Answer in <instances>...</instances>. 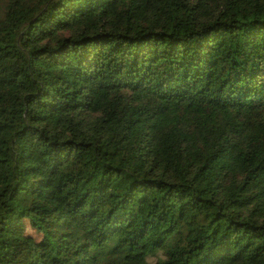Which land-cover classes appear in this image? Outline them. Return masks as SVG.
<instances>
[{
	"label": "trees",
	"instance_id": "obj_1",
	"mask_svg": "<svg viewBox=\"0 0 264 264\" xmlns=\"http://www.w3.org/2000/svg\"><path fill=\"white\" fill-rule=\"evenodd\" d=\"M0 264H264V0H0Z\"/></svg>",
	"mask_w": 264,
	"mask_h": 264
},
{
	"label": "rangeland",
	"instance_id": "obj_2",
	"mask_svg": "<svg viewBox=\"0 0 264 264\" xmlns=\"http://www.w3.org/2000/svg\"><path fill=\"white\" fill-rule=\"evenodd\" d=\"M147 260H148L149 263H151V262H153L155 260V257L154 256H149L147 258Z\"/></svg>",
	"mask_w": 264,
	"mask_h": 264
}]
</instances>
